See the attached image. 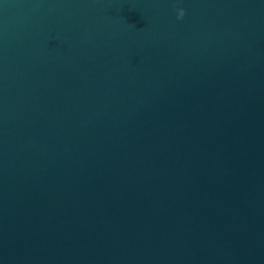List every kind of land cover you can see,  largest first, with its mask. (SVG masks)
I'll list each match as a JSON object with an SVG mask.
<instances>
[{
    "label": "water",
    "instance_id": "1",
    "mask_svg": "<svg viewBox=\"0 0 264 264\" xmlns=\"http://www.w3.org/2000/svg\"><path fill=\"white\" fill-rule=\"evenodd\" d=\"M0 264H264V0H0Z\"/></svg>",
    "mask_w": 264,
    "mask_h": 264
},
{
    "label": "clouds",
    "instance_id": "2",
    "mask_svg": "<svg viewBox=\"0 0 264 264\" xmlns=\"http://www.w3.org/2000/svg\"><path fill=\"white\" fill-rule=\"evenodd\" d=\"M185 15V12L183 9H178L177 10V19H182Z\"/></svg>",
    "mask_w": 264,
    "mask_h": 264
}]
</instances>
